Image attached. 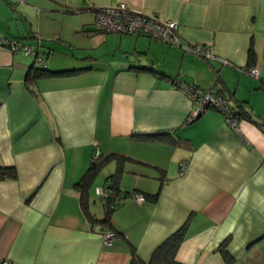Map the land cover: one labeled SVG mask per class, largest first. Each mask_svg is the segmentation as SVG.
Listing matches in <instances>:
<instances>
[{
    "label": "crops",
    "instance_id": "0c3cea01",
    "mask_svg": "<svg viewBox=\"0 0 264 264\" xmlns=\"http://www.w3.org/2000/svg\"><path fill=\"white\" fill-rule=\"evenodd\" d=\"M120 2L177 21L183 43L211 44L217 58L97 30L95 10ZM0 37L42 59L0 44V167L16 169L0 178V264H129L132 247L147 261L185 221L175 264H264V0H0ZM30 66L75 70L27 82ZM252 66L257 78L238 70ZM171 77L217 87L241 113L238 131L211 108L188 120ZM95 153L125 156L123 190L157 192L120 200L111 245L75 186Z\"/></svg>",
    "mask_w": 264,
    "mask_h": 264
},
{
    "label": "built area",
    "instance_id": "2783aa9c",
    "mask_svg": "<svg viewBox=\"0 0 264 264\" xmlns=\"http://www.w3.org/2000/svg\"><path fill=\"white\" fill-rule=\"evenodd\" d=\"M11 2H23V0H10ZM94 25L100 31H114L118 33H139L149 35L152 38L160 40L171 46H182L185 51L192 52L205 59L217 58L211 44L203 43H183L178 33V23L175 20L159 19L155 15L145 13L143 11L131 9L123 2L111 6L99 7L95 10ZM0 44L8 46L11 50L16 51L21 49L25 54L33 53L38 61L42 59L38 52L30 45L23 44L16 39H8L0 37ZM223 62L227 63L226 60ZM242 73L258 77L259 71L256 66L239 67ZM171 82V79H170ZM179 87L190 99L191 110L188 115V120H193L207 108L214 109L220 112L225 120V123L232 129L238 131V123L240 117L233 106L230 104L229 98L221 93L217 87H201L194 83L186 81L171 82ZM187 162L181 161L179 164V173L182 174L187 168ZM95 193L99 196L105 195L103 186L97 187ZM131 198L137 202H142L144 196L142 193H135ZM92 228L97 230L102 237L103 243L111 245L116 234L113 230L102 227L98 224L92 225ZM1 264H11L8 259H3Z\"/></svg>",
    "mask_w": 264,
    "mask_h": 264
},
{
    "label": "trees",
    "instance_id": "16d2710c",
    "mask_svg": "<svg viewBox=\"0 0 264 264\" xmlns=\"http://www.w3.org/2000/svg\"><path fill=\"white\" fill-rule=\"evenodd\" d=\"M248 61L255 59V53L252 48L249 49L248 52ZM75 69L71 70H61V71H53L45 67H34L30 66L25 73V81L33 82L40 76H46L53 73H62V72H73ZM171 82L178 81L175 77H171ZM30 90L34 91V83H25ZM174 84V83H172ZM241 118V113L236 111ZM150 136H158L162 135V133H152L148 134ZM125 156L118 153H95L91 156L90 162L85 169L84 173L81 175L79 180L75 183V186L80 191V203L83 211L85 212L87 218L90 220L91 225L98 224L102 227H106L108 229L113 230L112 221H111V213L113 210L120 204V200L126 196L130 197L135 193H142L136 190L125 191L120 186V177L123 169L122 163ZM111 159L116 161L115 171L108 174L105 178V182L102 185L105 189V195L99 196L95 193L101 203V207L103 209V216L101 218H97L94 213L90 209V190L95 180V177L101 171V168L104 167ZM15 178L16 177V169L15 166H1L0 167V178ZM97 188V187H96ZM95 188V189H96ZM94 189V192H95ZM144 199L146 197L156 198L157 192L152 195L142 193ZM95 202V201H94ZM187 221H185L178 229L170 233L164 240H162L156 247L152 250L147 261L142 260L136 254L135 248L132 247V256L129 264H175L177 261L175 260V253L177 248L183 241L186 234ZM114 231V230H113ZM115 232V231H114ZM117 235L118 233L115 232ZM228 238L223 239L219 243V250L223 251L224 255L228 257L226 246H227Z\"/></svg>",
    "mask_w": 264,
    "mask_h": 264
},
{
    "label": "rangeland",
    "instance_id": "374dc122",
    "mask_svg": "<svg viewBox=\"0 0 264 264\" xmlns=\"http://www.w3.org/2000/svg\"><path fill=\"white\" fill-rule=\"evenodd\" d=\"M32 54L33 53H28L27 55H29L31 57ZM112 170H113V168H112L111 165H106V166L102 167L100 173L98 174V176L95 177L94 182L95 183H99V182L101 183L103 181L102 179H104V177L107 174L111 173ZM93 186L94 185H92V188L90 190V197H91L90 198V200H91L90 204L93 205V206L96 204L95 208H97V207L99 208V205H101V203H100V200L98 199V197L97 196L95 197V195H94V189H93L94 187ZM94 201H95V203H94ZM101 209H102V207H101ZM96 216H98L99 218H101L103 216V214L101 213V211H99V209H98V212H97Z\"/></svg>",
    "mask_w": 264,
    "mask_h": 264
}]
</instances>
